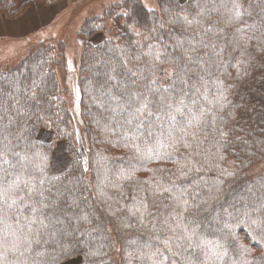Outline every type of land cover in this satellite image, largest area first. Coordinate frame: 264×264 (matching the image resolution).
<instances>
[{
    "label": "snow or ice",
    "instance_id": "obj_1",
    "mask_svg": "<svg viewBox=\"0 0 264 264\" xmlns=\"http://www.w3.org/2000/svg\"><path fill=\"white\" fill-rule=\"evenodd\" d=\"M162 4L173 26V43L146 36V50L141 45L132 55L121 52L99 62L92 97L99 112L95 122L141 158L183 148L191 163L195 156L206 157L213 148L226 146L224 125L239 106L229 98L233 85L221 77L226 65L236 67L239 77L258 58L264 60V0ZM164 27L160 20L159 30ZM132 61L135 67H129ZM162 63L174 65L163 73L167 84L158 75ZM38 93H43L39 79L0 78V264H73L74 253L94 262L106 255L101 249L110 246V236L89 206L85 191L91 189L82 176L50 175L46 156L34 150L27 125L21 123L22 116L30 118L33 107L40 105ZM245 143L264 151V139L253 136ZM185 167V176L200 171L195 164ZM234 174L222 170L216 177H197L190 187H161L139 181L134 170H119L97 177V194L103 198L108 188L122 189L124 181L140 193L123 206L128 215L121 218L123 228L140 233L124 242L135 245L137 264L264 262V253L250 259L252 250L235 231L246 225L249 239L264 237V177L248 184L243 194L218 199L225 178ZM124 252L130 264L132 254L127 248Z\"/></svg>",
    "mask_w": 264,
    "mask_h": 264
},
{
    "label": "trees",
    "instance_id": "obj_2",
    "mask_svg": "<svg viewBox=\"0 0 264 264\" xmlns=\"http://www.w3.org/2000/svg\"><path fill=\"white\" fill-rule=\"evenodd\" d=\"M60 1L63 0H0V9L13 16L26 5ZM154 1L155 5L149 7L143 0H115L101 9L89 11L82 19L76 32L81 48L76 55L77 71L74 73L75 78L73 77L78 91L80 129L74 125L69 94L63 80L66 75V44L63 39L47 36L30 45L25 54L16 57L20 59L16 63L0 67V78H36L43 82V93H38L37 96L40 105L33 107L30 118L22 116L21 123L27 125L28 138L34 150L46 156V167L50 175L67 173L69 178L82 176L83 181L87 182L91 189L85 191L89 206L108 230L106 235L110 236V242L106 243L110 246L101 249L106 255L90 262L87 257L81 260L74 253L73 264H128L125 248L132 254L130 264H137L134 258L137 255L135 245L128 246L124 242L140 233L137 228H123L121 218L128 215L123 206L130 204L132 197H139L140 193L135 191L130 181H124L122 189L108 188L105 197L101 198L97 194L98 176L103 179L113 171L134 170V176L139 181H151L161 187L173 183H185L190 187L199 176L216 177L222 170L234 172L233 176L225 178L223 189L218 195L220 200H229L232 195L243 194L248 184L264 177V151L255 144L245 143L251 142L253 136L264 139V60L259 58L254 66L246 70V75L241 74L239 77L236 67L231 64L225 66L221 78L226 84L233 85L229 98L239 107L235 110V118L224 125V131L228 133L226 146L219 151L213 148L206 157L195 156L189 163L185 150L181 148L179 151L171 150L170 154L154 155L151 159L141 158L140 154L134 153L129 147L119 143L116 137L98 127L95 121L99 118V112L92 97L95 95L94 86L98 79L95 73L100 67L99 62L111 61L121 52L132 55L141 50V45L146 50L147 43L150 42L145 41L146 36H162L167 43H173L169 34V29L173 26L167 23L162 0ZM150 8H155L156 11L149 12ZM160 20L165 21L162 32L159 30ZM230 51L228 49L225 53L226 59ZM235 55L238 59L239 53ZM136 63L132 61L129 67H135ZM159 67L161 83L167 84L169 81L163 73L171 70L174 65L162 63ZM56 141L64 142L67 163L65 169L58 173L53 167ZM221 156L224 157L223 160L220 159ZM186 164L188 167L195 164L200 171L193 170L186 176L182 175V172L187 171ZM85 166L88 169L86 172L83 171ZM259 166L262 167L258 169ZM143 186L147 188L148 184ZM151 199L149 197V202ZM117 209L120 211H116ZM130 222H134V218ZM246 230V225L235 228L242 243L252 250L250 259L259 257L264 253V237L253 241L246 235ZM147 264H151V261ZM256 264L264 262L256 261Z\"/></svg>",
    "mask_w": 264,
    "mask_h": 264
},
{
    "label": "rangeland",
    "instance_id": "obj_3",
    "mask_svg": "<svg viewBox=\"0 0 264 264\" xmlns=\"http://www.w3.org/2000/svg\"><path fill=\"white\" fill-rule=\"evenodd\" d=\"M115 0H63L52 4L33 3L26 5L16 15H9L0 9V67L16 63V58L25 54L28 47L45 39L61 38L66 44V75L63 77L69 94V104L74 117V125L80 129L81 118L78 108V91L74 85L77 71V54L81 41L76 32L82 19L91 10H98ZM151 7L154 0H143ZM81 137L83 139L82 133ZM85 148H83L84 157ZM54 171L61 172L67 166L64 142L54 143ZM262 166L257 167L260 169Z\"/></svg>",
    "mask_w": 264,
    "mask_h": 264
}]
</instances>
